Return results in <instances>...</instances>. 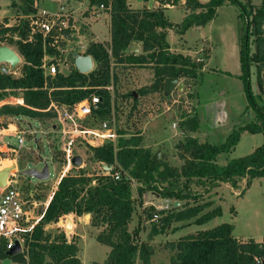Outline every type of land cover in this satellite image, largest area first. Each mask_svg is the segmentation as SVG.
<instances>
[{
	"label": "trees",
	"instance_id": "obj_1",
	"mask_svg": "<svg viewBox=\"0 0 264 264\" xmlns=\"http://www.w3.org/2000/svg\"><path fill=\"white\" fill-rule=\"evenodd\" d=\"M37 1L20 0L18 8L24 17L16 23L7 25V17L0 21V43L15 46L23 58L19 76L0 73V102L13 96L22 98L23 103L0 104V116L52 118L55 113L47 109L51 102L72 104L90 92H96L102 97L103 109L99 116H103L110 109L109 91L83 86H105L110 77L111 62L150 65L153 80L142 92L163 91L168 77L178 80L197 77L205 57L195 59L190 55L170 51L166 40L167 30L173 29L183 34L191 27L204 26L226 1L240 7L245 22L242 68H248L247 42L249 36H252L254 52L251 59L255 63L259 89L264 83V0L259 4H252L250 0H185L188 12L179 23L170 21L164 13L166 5H176L179 0H157V8H131L127 0H89V7L103 4L109 11L110 40L91 43L87 48L86 53L92 56L95 63L92 71L84 74L73 70L68 75L58 74L55 77L43 75L41 34L35 33L28 39L31 32L27 16L35 13ZM134 42L141 45L142 51L138 54L127 52ZM249 99L255 109V116L233 129L224 142H199L192 136H186L179 142L176 149L177 156L182 160L180 167L164 160H153L154 152L141 145L142 137L137 133L125 136L121 131L116 146L107 143L101 147H92V155L96 160L114 166L110 173L96 177L83 173L63 175L42 219L27 236L26 249L7 255L5 241L1 240L0 261L10 260L11 263L7 264H81L76 243L68 240L64 231L54 234L45 231L44 227L56 223L64 215L79 217L89 214L93 226H104L96 235V240L110 248L102 263L92 264H151L153 246L139 240V227L132 231L128 228L135 201L132 179L139 198L146 192H155L164 199L185 201L182 204L183 211H178V207L167 212L160 211L166 212L162 217L163 225L191 217H196L194 222L201 224L220 215V207L202 213L209 203L189 205V201L199 195L191 186L196 185L203 188L204 192H209L227 182L232 188L238 189L239 183L245 180L244 191L254 179L264 177V107L254 101L251 95ZM179 126L183 131L194 132L198 129V122L188 116L180 121ZM244 131L261 134L262 143L246 155L231 158L224 165L217 164L216 156L233 149ZM117 170L123 173L119 179L114 178ZM232 231L231 224L221 223L170 241L168 246L175 252L173 264H264V239H240Z\"/></svg>",
	"mask_w": 264,
	"mask_h": 264
},
{
	"label": "rangeland",
	"instance_id": "obj_2",
	"mask_svg": "<svg viewBox=\"0 0 264 264\" xmlns=\"http://www.w3.org/2000/svg\"><path fill=\"white\" fill-rule=\"evenodd\" d=\"M7 1L0 0V6L4 8V3ZM50 1L38 0L36 8L39 6L52 8L47 5L52 3ZM238 1L244 2L245 0ZM70 2L75 8L73 10L76 17L87 16V0H70ZM250 2L259 4L261 0H250ZM11 4L10 16H6L11 20H8V25H11L9 23H16L24 17V14L18 8L20 0H12ZM105 11L102 10L98 21L91 24V29L99 38L98 41L101 42L108 41L110 36L109 19L107 15H104ZM168 14L172 21L179 22L182 19L183 10L178 7L170 10ZM3 18L1 19L3 20ZM93 19L95 17L89 16L87 21L92 23ZM244 27L245 22L240 7L235 3L226 1L216 9L214 18L207 25L200 28H189L181 35L172 30L167 41L174 50L184 48L183 50H190L192 54L185 55H190L195 59L207 55V58L202 74L197 75V78L180 79L185 85L183 90L178 91L177 88H174V91L166 96L163 91L159 90L141 91L152 83L153 70L150 65L133 64L130 66L111 62L110 77L106 85H112L113 88L109 90L111 95L110 109L108 113L103 115L104 118L110 121V124L115 127L119 134L121 131L124 132L125 136L141 133L144 144L151 145V150L154 153L160 151V160H166L177 167H180L182 162L177 156L176 145L183 141L190 132L185 131L182 135L179 125H177V128H171V122L178 124L180 117L190 115L197 120L198 129L193 133V136L198 138L200 142L211 144L224 142L234 128L245 124L254 117L255 109L250 104L249 95L260 106L264 107V83L259 89L255 63L251 59L254 52L252 36H249L247 42L248 68L247 70L242 68L241 52L245 35ZM203 39L210 44L203 42ZM11 46L18 52L15 46ZM199 47L200 50H197ZM22 62L23 60L17 65L19 69ZM94 68L95 63L93 64ZM133 92L137 94L136 99L133 97ZM215 98L220 102V114H224V116L220 117L221 120L217 127L210 128L204 122L203 114L205 105L214 102ZM166 107H170V109L166 110ZM98 117H102V115ZM17 118L25 120L20 125V129L28 128L27 123H30L36 129L45 127L49 129L51 125L57 122L55 118H41L37 120L39 123L31 118ZM55 135V133H51L45 139L42 135H39L40 142L38 144L29 135H26L25 148L20 150L18 155H15V162L10 164L8 160L0 161V170L8 165H14L11 170L18 175H23V171L28 168L40 170L43 166L42 160L47 161L50 171L48 178L40 177L39 179L44 180H39L28 175L21 176V180L27 179L31 182H40L38 188L42 189V192L37 196V201L47 199L55 179L67 165L63 148L64 143L57 142L58 139L54 137ZM4 141H8L15 146L17 135L5 137ZM262 141L263 136L261 134L244 131L240 136L239 143L232 152L237 156L246 155L260 145ZM82 149V144H78V142L75 147L71 148L72 152H78ZM83 152L82 155L79 154L82 157V163L76 166L71 165L69 168L70 173H83L96 177L109 171L107 167L103 166L101 168V163L108 166L112 164L96 160L87 148L83 149ZM227 156L226 153H219L215 160L216 163L224 165L227 162ZM3 157L12 158L14 153H0V159ZM15 166H17V169ZM10 174L11 172L8 173V175ZM3 187L0 186V190ZM191 187L199 195L197 194L196 199H191L189 205L209 203V206L202 210V213L220 207L221 214L201 224L194 222L196 217H191L184 220H173L169 225H163L162 217L167 210L178 207V211H183L184 206L182 204L185 201H181L174 206L172 199H160L161 197L155 192H146L139 198L135 190L136 184L132 181V195L135 201L128 228L132 231L134 228L139 227V240L147 241L153 246L154 253L151 256V264H173L172 260L175 252L168 246L170 241L195 233L200 229L212 228L221 223L231 224L233 226L232 234L236 238H253L257 241L264 239V177L254 179L244 191L245 180L241 181V185L237 190L231 186H223L217 191L212 189L209 192H204L203 188L199 186L192 185ZM42 208L43 204H39L35 214L41 213ZM161 210L166 212L162 213ZM155 213L158 214V218H154ZM87 215L84 214L79 217L67 215L71 220L72 227H64L63 229L60 220H58L59 224L56 222L45 225V231L54 234L64 231L68 239L76 243L81 264L102 263L110 248L100 244L96 240V235L104 226H93L90 215ZM149 215H152V217ZM67 217L63 225L67 223ZM22 227L24 226H18V228ZM16 236L23 242L22 250H25V240L28 235L20 231ZM0 263L7 264L11 261L3 260Z\"/></svg>",
	"mask_w": 264,
	"mask_h": 264
},
{
	"label": "built area",
	"instance_id": "obj_3",
	"mask_svg": "<svg viewBox=\"0 0 264 264\" xmlns=\"http://www.w3.org/2000/svg\"><path fill=\"white\" fill-rule=\"evenodd\" d=\"M102 10L108 11L103 4L97 7L93 6L89 14L97 17ZM86 15L80 18L76 17L73 9L65 3H60L55 8L39 6L35 13L27 16L31 32L28 39L30 40L35 33H40L42 37L44 55L41 68L44 76L68 75L71 71L77 70L74 64V55L87 54L86 50L91 43L100 42L89 29L91 24L87 21L88 9ZM0 45L8 44L0 43ZM17 65L13 67L11 63H0V73L17 77L21 74ZM71 66H73L72 70ZM83 88L109 91L113 86H83ZM47 109H51L55 113L54 118L57 122L51 125L49 129L46 127L36 129L28 123V128L16 132L17 142L12 147L11 152L14 153L15 158V155H18L20 150L25 148L26 135H29L38 144L40 142L39 135L45 139L51 133H55L54 137L58 139L57 142L64 143V155L67 159L66 167L59 174L61 177L70 173L69 168L74 165L72 158L75 155H82L83 149L87 148L88 152L91 153L92 147H101L107 143L116 146L117 140L121 136L108 119L104 116L98 117L100 110L103 109V100L96 92H90L85 98L72 104L51 102ZM169 109L170 107H166V110ZM172 126L176 127L177 124L173 122ZM77 142L82 144L83 149L72 152L71 148L75 147ZM104 165L101 163V168ZM110 166L112 169L114 168L113 165ZM111 170L103 174H109ZM10 172L11 174L6 178L5 186L0 190V241H5L6 250L11 249L15 241H18L22 251L24 244L16 234L23 231L29 235L33 231L35 225L42 219L55 190L52 187L45 201H37V196L42 192V189L38 188L40 182L21 180L23 175H18L15 171ZM122 175L123 173L117 170L114 173V178L119 179ZM132 181L134 180L132 179ZM39 204H43L42 211L35 214ZM66 217L67 215H64L59 218L63 229ZM154 218H158V215L154 214ZM57 223L59 224V222ZM19 225L24 227L18 228ZM256 261L259 262L258 259Z\"/></svg>",
	"mask_w": 264,
	"mask_h": 264
},
{
	"label": "crops",
	"instance_id": "obj_4",
	"mask_svg": "<svg viewBox=\"0 0 264 264\" xmlns=\"http://www.w3.org/2000/svg\"><path fill=\"white\" fill-rule=\"evenodd\" d=\"M11 1L12 0H8L7 2H5L4 3V8H2V6H0V20H2L1 18H3L4 16L6 17V16H10V13H11V11H10V7H11ZM77 1V0H76ZM81 1H84V0H81ZM88 1V17L89 16H91L92 18L93 17H95L94 15H91V14H89V11H90V9L93 7H89V0H87ZM201 2H206V1H208V0H200ZM44 2V1H43ZM50 2H52V3H49V4H47V5H50L52 8L53 7H56L58 4H60V3H65L69 8H71V9H75L74 8V6H73V4L70 2V0H51ZM184 2H185V0H179L178 1V3L176 4V5H166V8H165V10H164V13H165V15L168 17V19L170 20V21H172L171 19H170V16H169V14H168V12L170 11V10H172V9H177L178 7L179 8H181V10H183V14H182V18L184 17V15L186 14V12H188V10L185 8V5H184ZM127 3H128V5L131 7V8H142V7H148V8H157L158 6H159V2L157 1V0H148V1H144V0H127ZM46 4V3H45ZM3 5V4H2ZM56 5V6H55ZM47 7V6H46ZM218 9V8H217ZM74 11V10H73ZM91 13V12H90ZM102 12H100L99 13V16H100V14H101ZM104 15H107V17H108V19H109V22H110V13L108 12V11H105L104 12ZM99 16H97V17H95V19H93V21H92V23L90 22V24H93V23H96L97 21H98V18H99ZM8 20H10V18H8ZM182 20V19H181ZM11 21V20H10ZM172 22H174V21H172ZM180 22V21H179ZM179 22H174V23H179ZM209 23V22H208ZM207 23V24H208ZM9 24H12V23H9ZM206 24V25H207ZM205 26V25H204ZM194 27H196V28H200V27H203V26H194ZM191 28H193V27H191ZM89 29H90V31H92V33H93V35L94 36H96L97 37V35L94 33V31L91 29V25H90V27H89ZM173 29H168L167 30V35H166V40H167V38H168V36H169V34H170V32L172 31ZM174 31V30H173ZM175 32V31H174ZM176 33V32H175ZM181 35V34H180ZM97 39L99 40V38L97 37ZM109 40H110V36H109ZM108 40V41H109ZM203 42H207L208 44H210L207 40H205V39H203L202 40ZM101 42V41H100ZM168 42V41H167ZM136 43V42H135ZM137 45H138V47H139V53L142 51V49H141V45H140V43H136ZM169 44V43H168ZM170 46V51H172V52H180V53H182V54H191V52H190V50H174L172 47H171V45H169ZM182 47H183V45H182ZM197 50H200V47L197 49ZM17 54H18V56L20 57V60L22 61L23 60V58H22V56L17 52ZM208 54V53H207ZM192 55V54H191ZM193 58H195V57H193ZM206 58H207V55H206V57L204 58V60H203V67L199 70V73H198V75L199 74H202V71L204 70V68H205V60H206ZM20 61V62H21ZM94 62V61H93ZM123 65H133V64H128V63H123ZM197 78V77H196ZM182 79V78H181ZM178 81H180V79L178 80ZM180 82H182V81H180ZM185 87V85H184V83L182 82V86L181 87H174V88H177V90L178 91H182L183 90V88ZM174 91V89L172 90V92ZM215 101L214 102H212V103H209V104H206L205 105V109H204V114H203V117H204V122L206 123V125H208L210 128H214V127H211L210 125H209V123H208V119L213 115V114H215L216 115V117H217V126L219 125V121L221 120L220 119V117L223 115L224 116V114H220V102L218 101V99L217 98H215L214 99ZM3 103H11V104H16V103H19V104H22L23 103V100H22V98H19V97H13V96H9V97H7V98H5L3 101H1L0 102V104H3ZM188 116H190V115H188ZM188 116H183V117H180V120H179V123H180V121L181 120H183V119H185L186 117H188ZM255 116V115H254ZM17 117H23V118H26V119H30V118H28V117H25V116H0V153H6L7 154V152H11V149H12V147H13V145L11 144V143H9L8 141H4V138L5 137H11L12 135H16V132L18 131V130H20V125L25 121V120H23V119H18ZM52 118H54V117H52ZM32 119V118H31ZM33 120H38V119H33ZM38 122V121H37ZM19 123V124H18ZM26 123V122H25ZM172 123L173 122H171V128H177V126L176 127H173L172 126ZM179 123L177 124V125H179ZM28 124V123H27ZM30 124V123H29ZM216 126V127H217ZM180 127V126H179ZM235 129V128H234ZM197 131V130H196ZM196 131H194V132H196ZM184 132L185 131H183L182 130V135H184ZM194 132H192V131H190L189 132V134H187L186 136H192V137H194L193 136V133ZM181 133V132H180ZM137 134H139V133H137ZM256 134H259V133H256ZM139 135H141V133L139 134ZM142 136V135H141ZM183 137V136H182ZM196 138V137H195ZM197 140H198V138H196ZM199 141V140H198ZM144 142V139L142 138V143H141V145L143 146V147H146V148H152L151 147V145H149V144H144L143 143ZM200 142V141H199ZM239 143V142H238ZM237 143V144H238ZM262 143V142H261ZM237 144H236V146H237ZM236 146L233 148V149H231L229 152H222V153H226L228 156H227V161L229 160V159H231V158H235V157H239V155L237 156L236 154H234L232 151H234L235 150V148H236ZM257 147V146H256ZM27 148V147H26ZM240 156H243V155H240ZM217 157V156H216ZM159 159H160V156H159ZM4 160H8L9 162H10V164L12 163V162H15V158L14 157H12V158H10V157H3V158H1L0 159V161H4ZM179 160H181V159H179ZM215 160H216V158H215ZM164 161H166V160H164ZM181 162H182V160H181ZM216 162V161H215ZM182 164V163H181ZM226 164V163H225ZM8 166H11V165H8ZM174 166V165H173ZM181 166V165H180ZM15 168L17 169V166H15ZM12 171V170H11ZM49 173H50V171H49ZM50 175V174H49ZM60 178H61V176L59 175L56 179H55V182H54V185H53V189L55 190L56 189V187H57V184H58V182H59V180H60ZM241 185V182L239 183V186ZM223 186H231L229 183H221L218 187H215L214 189H215V191H217V190H220ZM234 189V188H233ZM239 189V188H238ZM235 190H237V189H235ZM160 198V197H159ZM160 199H162V198H160ZM164 199V198H163ZM174 202L175 201H173V204H174ZM69 215H73V214H69ZM257 241V240H256ZM259 241H261V240H259Z\"/></svg>",
	"mask_w": 264,
	"mask_h": 264
},
{
	"label": "water",
	"instance_id": "obj_5",
	"mask_svg": "<svg viewBox=\"0 0 264 264\" xmlns=\"http://www.w3.org/2000/svg\"><path fill=\"white\" fill-rule=\"evenodd\" d=\"M128 53H134V54H138L139 53V47L138 45L134 42L131 43L129 48H128ZM74 64L76 69L80 72V73H88L90 71H92L93 69V59L92 56L90 54H75L74 55ZM11 63V65L14 67L15 65H17L18 63H20V57L18 56L17 52L10 46L8 45H0V63ZM182 86V82L178 81V79L173 78V77H168L165 80L164 83V95H169L172 90L174 89V87H181ZM133 97L136 99L137 98V94L135 92H133ZM208 123L211 127H216L217 126V117L215 114H213L209 119H208ZM159 153L160 151H157L154 153L153 155V160L157 161L159 160ZM82 161V158L79 155H75L72 158V163L74 165H79ZM43 166L42 169H40V171H37V169L35 168H28L26 170L23 171V175H28L31 177H35L37 179H39L40 177H49V169H48V163L47 161H43ZM104 167H107L108 170L112 169V166H108V165H104ZM14 168V165L8 166V167H4L0 170V186H5L6 184V178L8 175V172ZM40 180H44V179H40ZM179 202L175 201L174 202V206L178 205ZM89 215V214H88ZM66 225H64L65 228H70L72 227V223H70V220L67 219L66 220ZM71 224V225H70ZM21 252V246L20 243L18 241H15L14 246L6 251L7 255H14Z\"/></svg>",
	"mask_w": 264,
	"mask_h": 264
},
{
	"label": "bare ground",
	"instance_id": "obj_6",
	"mask_svg": "<svg viewBox=\"0 0 264 264\" xmlns=\"http://www.w3.org/2000/svg\"><path fill=\"white\" fill-rule=\"evenodd\" d=\"M37 171H40V170H37ZM8 173H10V171L8 172ZM49 176V175H48ZM88 216V215H87Z\"/></svg>",
	"mask_w": 264,
	"mask_h": 264
}]
</instances>
